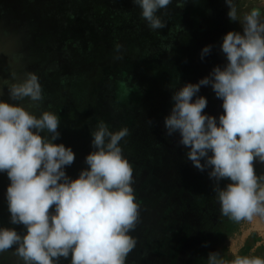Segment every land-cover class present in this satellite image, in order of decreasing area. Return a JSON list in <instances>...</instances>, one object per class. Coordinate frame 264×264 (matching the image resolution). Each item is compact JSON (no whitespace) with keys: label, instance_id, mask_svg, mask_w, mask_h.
Masks as SVG:
<instances>
[{"label":"rangeland","instance_id":"obj_1","mask_svg":"<svg viewBox=\"0 0 264 264\" xmlns=\"http://www.w3.org/2000/svg\"><path fill=\"white\" fill-rule=\"evenodd\" d=\"M178 3L182 0H172L163 14L166 27L152 31L132 0H0V79H10L12 71L21 80L26 71L38 74L45 100L33 111L59 115L55 143L75 153V162L65 168L73 179L87 167L91 129L100 120L112 131L129 129L121 147L133 166L140 218L126 264H207L210 252L225 260L264 258V218L236 222L222 216L208 170H197L187 159L178 133L166 134L164 119L175 90L168 86L177 77V88L197 83L223 66L224 35L242 30L230 21L225 0ZM234 3L240 17L255 8L264 20V0ZM206 45L212 51L202 60ZM197 95L208 101L205 114L218 119L222 100L211 86ZM0 100L14 103L6 86ZM20 103L27 107L29 101ZM255 171L264 176V164L257 162ZM9 183L0 173V227L23 234V226L9 223ZM227 183L221 181V187ZM0 264L23 262L9 250L0 253ZM60 264H70V257Z\"/></svg>","mask_w":264,"mask_h":264},{"label":"clouds","instance_id":"obj_2","mask_svg":"<svg viewBox=\"0 0 264 264\" xmlns=\"http://www.w3.org/2000/svg\"><path fill=\"white\" fill-rule=\"evenodd\" d=\"M132 2L150 30L166 27L162 16L172 0ZM225 3L230 21H238L242 29L223 37L220 50L226 63L214 66L197 83L177 88V77L168 86L175 89L174 103L164 126L168 136L179 134L178 143L188 149L192 165L208 170L221 215L251 221L264 218V176L255 171L257 162L264 164V20L258 9L240 17L234 0ZM212 47H203L202 60ZM5 86L14 103L0 100V173L10 181L9 223L25 231L0 227V253L13 250L23 264H60L69 257L70 264H126L137 243L131 233L140 218L133 166L121 147L129 129L112 131L100 120L91 129L87 167L73 179L65 168L75 162V153L55 143L61 135L59 115L33 111L45 100L38 74L26 71L21 80L12 71L10 79H0V88ZM202 86H211L222 100L218 119L204 112L208 101L197 95ZM25 99L27 107L20 103ZM221 181L229 183L221 187ZM207 264H264V258L237 255L225 260L210 252Z\"/></svg>","mask_w":264,"mask_h":264}]
</instances>
